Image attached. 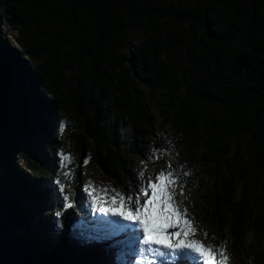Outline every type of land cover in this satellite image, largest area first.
I'll return each instance as SVG.
<instances>
[{
    "label": "trees",
    "instance_id": "16d2710c",
    "mask_svg": "<svg viewBox=\"0 0 264 264\" xmlns=\"http://www.w3.org/2000/svg\"><path fill=\"white\" fill-rule=\"evenodd\" d=\"M150 149L219 254L264 264V0H0V264H101L75 194Z\"/></svg>",
    "mask_w": 264,
    "mask_h": 264
},
{
    "label": "snow or ice",
    "instance_id": "6c2138e0",
    "mask_svg": "<svg viewBox=\"0 0 264 264\" xmlns=\"http://www.w3.org/2000/svg\"><path fill=\"white\" fill-rule=\"evenodd\" d=\"M63 128L62 124L61 130ZM60 157L63 165L65 154L61 152ZM83 163L86 165L88 161L85 159ZM139 175L143 176V172ZM184 175L189 173L185 172ZM177 184L178 178L174 173L162 169L155 181L138 187L134 192L130 191L127 197L113 189L115 196L111 197L112 206L97 204V195L104 196L106 189L98 188L93 182L84 185V192L88 194L93 204H97L100 211L129 222L111 220L107 223L114 235L121 232L128 234L130 250L136 258L135 264H157L158 257L167 260H186L191 257L202 264H229L227 241L221 242L220 254L217 255L212 246L190 238L196 229L191 227L186 212L179 211L175 203ZM64 188L65 185L60 183L59 189L62 194ZM180 188V194L183 195V186ZM104 198L108 199L106 196ZM63 201V206L73 207L68 195H63ZM137 229H142V232H138Z\"/></svg>",
    "mask_w": 264,
    "mask_h": 264
},
{
    "label": "rangeland",
    "instance_id": "374dc122",
    "mask_svg": "<svg viewBox=\"0 0 264 264\" xmlns=\"http://www.w3.org/2000/svg\"><path fill=\"white\" fill-rule=\"evenodd\" d=\"M9 32L12 36L17 34V31L11 27H9ZM13 44H16L15 42ZM153 111L156 114H159L158 108L155 106L153 107ZM62 124L66 125V121L63 120ZM158 134H162L161 131L158 132ZM38 142L42 143L41 141L44 138V135L41 133L37 134ZM43 144V143H42ZM156 160H159L158 164H153ZM165 171H172L174 173V176L176 177V172L171 167L170 159L168 157L167 151H160L155 152L152 149L147 150L144 155H141L135 162H134V170L131 171L130 177L128 179V182L126 185H121L118 182H116L113 179L107 178L101 169L97 166L94 167L91 173V179L95 186L101 189H106L104 196L97 195V204H103L104 206H112V200L111 197L115 196V192H113V189L116 190V192L123 193L125 197L129 195L130 191H136L138 187H143L150 181H155L157 174L161 170ZM143 172V176L139 175V173ZM181 188L179 187V183L177 184L175 191V203L179 208V211L186 212L187 218L191 221V227L196 229L194 233L191 234L192 239H196L199 241H202L206 245L212 246V248L215 250L216 254L219 255L217 244H215L211 240H207L204 236V232L206 233V229L203 228L202 224H199L198 221V213H199V207L197 206L196 192L189 190L186 194L183 193V195L180 194ZM76 198L79 197L80 199H83L87 201L88 204H86V209L89 211V219L86 218L87 224H84L87 229L86 231L81 234V240L78 245H71L73 251H76L77 249H83L85 251H88L89 249L93 248L95 250H100L103 255L101 257V264H135L134 256H132L131 253V245H122L118 247V249H115V245L110 247L108 245L109 239L110 242L115 243L116 238L111 240L113 238V230L108 225V221L116 220V217L110 216L102 211H100V208L97 206V204H93L91 200L89 199L88 194L84 192V187H79V193L75 194ZM108 197V199H105L104 197ZM144 197H142L143 201ZM54 215H58V211L53 212ZM85 220V221H86ZM122 223H129L127 221H123L122 218L120 219ZM80 224H83L80 222ZM70 226H73L70 225ZM205 226V225H204ZM71 227H69L70 229ZM138 232H142V229H137ZM71 231H69L70 233ZM123 233V232H121ZM125 235V233H123ZM122 235V236H123ZM66 244L72 243L71 236L69 234H66L65 236ZM75 238V237H73ZM104 238H109L106 243L96 244V241L102 240ZM131 256L133 258H131ZM164 259V258H162ZM179 261L166 263L163 260L157 259V264H185L183 260L177 259ZM184 261L190 262V264H199L197 261L194 262V259H191L190 257Z\"/></svg>",
    "mask_w": 264,
    "mask_h": 264
},
{
    "label": "bare ground",
    "instance_id": "6f19581e",
    "mask_svg": "<svg viewBox=\"0 0 264 264\" xmlns=\"http://www.w3.org/2000/svg\"><path fill=\"white\" fill-rule=\"evenodd\" d=\"M120 219H121L120 217H116V220H120ZM120 221H121V220H120ZM169 231H171V229H170ZM116 235H117V234L113 235V236H112L113 238H111V240L113 239V242H114V240H115L114 238H116ZM122 235H123V233H120V234L117 236V239L115 240V243H113V244H112V242H110V239H109V238H104V239H102V240L96 241V244L98 245V244H101L102 242H103V243H106V241L109 239V243H108V245H110L111 248H112V246L115 245V246H114L115 249H118V247L121 246V244H122V245H126V246H128V245H129L128 243H130L128 234L125 233V235H123V236H122ZM127 242H128V243H127ZM130 248H131V247H130ZM131 253H132V252H131ZM132 256H133V255H132ZM132 256H131V258H133ZM134 258H135V257H134ZM190 258H191V257H190ZM157 259L163 260V261L166 262V263H171V262H175V261L177 262V261H179V260H177V259H176V260H167V259H162V258H159V257H158ZM191 259H193V258H191ZM195 261H197V260H194V262H195ZM183 262H185V264H190V262H187V261H184V260H183ZM197 262H198L199 264H202V262L199 261V260H198Z\"/></svg>",
    "mask_w": 264,
    "mask_h": 264
}]
</instances>
